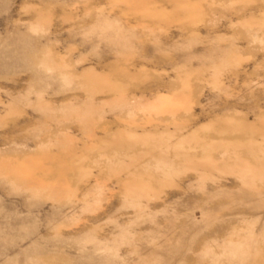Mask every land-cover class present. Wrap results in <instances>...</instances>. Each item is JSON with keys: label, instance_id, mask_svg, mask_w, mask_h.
<instances>
[{"label": "rangeland", "instance_id": "1", "mask_svg": "<svg viewBox=\"0 0 264 264\" xmlns=\"http://www.w3.org/2000/svg\"><path fill=\"white\" fill-rule=\"evenodd\" d=\"M0 264H264V0H0Z\"/></svg>", "mask_w": 264, "mask_h": 264}]
</instances>
